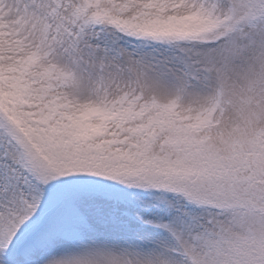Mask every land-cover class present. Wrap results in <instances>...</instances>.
I'll return each mask as SVG.
<instances>
[{"label": "snow or ice", "instance_id": "snow-or-ice-1", "mask_svg": "<svg viewBox=\"0 0 264 264\" xmlns=\"http://www.w3.org/2000/svg\"><path fill=\"white\" fill-rule=\"evenodd\" d=\"M0 264H264V0H0Z\"/></svg>", "mask_w": 264, "mask_h": 264}]
</instances>
